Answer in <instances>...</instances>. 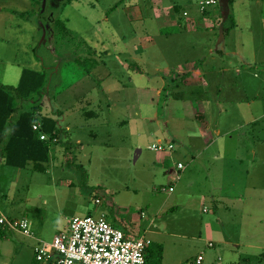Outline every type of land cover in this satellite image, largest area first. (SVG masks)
<instances>
[{
  "label": "rangeland",
  "instance_id": "374dc122",
  "mask_svg": "<svg viewBox=\"0 0 264 264\" xmlns=\"http://www.w3.org/2000/svg\"><path fill=\"white\" fill-rule=\"evenodd\" d=\"M201 1L207 0L0 2L5 6L2 21L24 32L0 34L6 39L0 46V82L16 87L21 68L45 70L43 114L56 107L53 100L62 92L70 138L86 142L83 156L76 151L74 160L66 157L57 169L16 170L19 175L8 181L0 170V208L9 218H28L37 238L2 232L11 239L12 249L8 252V245L0 241V264H42L34 251L39 241L51 242L68 228L70 219L102 214L129 237L151 240L147 264H187L201 254L205 264H227L233 247L219 243L217 231L252 244L251 264H264L259 256L264 253L259 250L264 249V116L256 124H241L251 122L252 115H264V0L232 1L236 29H230L227 20L217 29L187 30L186 19L203 15ZM218 2L223 6V0ZM174 5L180 7L177 25L167 27L153 10ZM70 30L83 32L96 50L91 51L93 58L105 62L93 71L92 82L98 87L89 93L91 106L81 105L83 99L76 100L78 92L71 90V74L80 69L75 63L85 55L78 45L75 49L69 44H74ZM191 64L202 68L206 86H178L169 79L179 67ZM107 70L113 77L102 85ZM163 77L170 82L166 91ZM114 81L123 85V98L104 91ZM112 101L119 108L109 116ZM32 106L33 102L22 103L11 121ZM83 108L100 118L86 119ZM203 109L212 128H221L220 135L206 134L217 142L209 153L222 157L212 169L204 159H194L192 171L188 166L175 192L168 193V169L159 166L158 153L149 148L171 142L177 151L191 153L193 144L200 149L197 138L203 136L195 111ZM67 139L63 136L61 141ZM184 157L180 159L186 162ZM188 180L191 186L186 188ZM51 185L59 198L51 195ZM200 194L214 196V202L202 200ZM209 242L215 248L208 247Z\"/></svg>",
  "mask_w": 264,
  "mask_h": 264
},
{
  "label": "crops",
  "instance_id": "0c3cea01",
  "mask_svg": "<svg viewBox=\"0 0 264 264\" xmlns=\"http://www.w3.org/2000/svg\"><path fill=\"white\" fill-rule=\"evenodd\" d=\"M1 1L2 0H0V2ZM24 1L27 2V3H31L33 0H23V2ZM40 1L46 2L48 0H40ZM49 1L54 2L55 3V4L53 3L54 5H56V4L58 5L61 0H49ZM215 1H216V4L209 6L210 8L208 10H206L205 14L202 13L203 15L200 16L199 20H197V19H194V20L186 19V21H185L186 29L187 30H190V29L196 30L197 28L204 27V26L206 28H213V29L215 28V29H217V25L218 24H221L223 21L226 22L228 20V17L231 15L230 5H231L233 0H229L228 7H226V8L224 6H220L218 0H215ZM136 8H139V7L136 6ZM139 10L137 11L138 16L142 15V13L139 12ZM4 11H5V6L0 4V16H4V14H5ZM179 11H180V7H178V5H174L173 7H168V8H165V9L162 6H160L159 8L153 10V12L156 13V18L162 19L167 27L177 25V18H178ZM183 15H184V17H187L188 13L183 10ZM235 18H237V17L235 16ZM2 20H3V18H0V34L15 33V32L17 34H19V33L22 34V35L24 34L23 27L12 28V27H9L7 25V23L2 21ZM206 22H207V24H206ZM189 23L191 25H193V27H191ZM234 24H235L234 28L235 29L238 28V23L236 21H235ZM220 27L223 28V26H221V25H220ZM77 31L78 32H76L74 30H70V33L74 34V37H72V39L74 41V44H72V43H69V44L75 49H76V47L78 45L77 49H79V50L84 52V54L82 53V55H85V56L84 57H80L79 60L82 61L83 59L94 57L92 55L91 51L95 50V48L91 46L89 39H87V38H85L83 36V32H81L79 30H77ZM59 33L62 34V31L60 32V30H59ZM67 33H69V32H67ZM147 38H145V39H147ZM31 39H33V37L30 38V41H32ZM51 39H52V37H51ZM54 39H56V38H53V40ZM59 39H61V37H59ZM4 41L6 42V39L4 40L3 38H0V46H2L5 43ZM79 55L81 56V54H79ZM75 64L77 66H79L80 69L76 68L74 70L75 73L71 74L72 75L71 78L73 79L72 82H70L71 90L73 92H75V91L78 92V93L75 94L76 100H77V98L83 99V100L80 101L81 105H83V106H91L93 99L89 98V93H91V89H94V88L98 87L97 85L94 84V82H92V80L93 79L95 80V78H96L95 76H94L95 78H93V71L100 64L101 65L105 64V62L100 60L99 64H97V66L94 69H92L90 74L87 73L85 71V69L81 65H79L77 62ZM178 69H179V71L177 73H175L173 75H168L169 79L172 80V82L176 81V80L180 79L181 77H183L184 75L188 74L189 78L185 81L184 85L189 87V86H193L195 83H198V85L202 84L203 86H206L207 83L205 81V74H204L202 68H198L197 64L187 65L186 68L179 67ZM24 70L25 69H22V68L20 70V74H19L20 80H21V77H22V74H23ZM105 75H106L105 78L100 80L102 85L106 84L108 82L109 78L113 77V75H112V73L110 71H108L107 74H105ZM90 78H92V79H90ZM20 80H19V82H20ZM96 81H98V80H96ZM162 81H163V89L166 91V88L170 85V82L164 77H163ZM116 82L114 81V83H113L114 85L110 84L109 88L105 89L104 91L106 93H108V95L111 96L112 98L114 96L117 97V98H123V94H122L124 92V88L122 89L123 85L120 88L119 87L120 83H118V82L116 83ZM115 85H117L116 88H115ZM61 96H62V92L59 94V96H56L54 98L53 101H54L56 107H54V109H52V111L49 112V113L43 114V106L40 104L41 115H48V116L52 117L57 122V131H59V142L56 143L57 142L56 141L52 145L51 150H50L49 162L47 163L46 171H44V172L48 171L49 166H50V169H51V167H53L54 169H57L61 165L59 163L60 161H62V165L61 166H64L65 165L64 162L66 160V157H68V156L70 157V159H71V156H74L72 158L74 160L76 158L75 157L76 151L78 152L79 156H83V154H84V143H86V142L84 140H82L81 138H78L76 142L73 141L70 138L71 137L70 136L71 133L69 131L71 130V127H70L71 124H68L67 122H65L66 121L65 117H64L65 111H64V108H63L64 106L61 104L62 103L61 100H60ZM112 103L108 104L109 106H108V109H107V113H108L107 115H109V116L115 110H117L119 108V106L116 104V102L112 101ZM90 113H93V115H90ZM82 115H84L86 117V119L91 118V117L100 118V114H98L97 112H94V111H86L85 108H83V110H82ZM195 115H196V119H198V123H199L198 126H199V129H200V133L203 136L201 138L200 137L197 138L200 141V149L194 147V144H193L191 153H190V149H188V150L184 149L182 151H177V149H175L176 147L174 146V143L169 142V144H166V145H173L174 146L173 150L166 151V152H156V153H158V156L156 157V159L159 162V166H161L163 168H167L168 172H166V173H168V175L172 179V185L169 187V188H171V187L174 188V191L172 193L175 192L176 185L179 183V181L181 179L183 180L182 175L184 176L189 168L192 171L193 164H194L193 163L194 159L199 160V161L204 159L206 162H208L206 164H208V166L211 167V169H212V166H213L212 163H214V161H216L220 157H222L221 154H218L217 156H215V155H212L211 153H209V152H211L212 148H214V146H216L217 142H216V140L208 139V136H207V135H209V138H210L211 134H213V131L217 135H220V133H221L220 125L219 124H215L214 127L212 128V126H211V124L209 122V119L206 116L205 109H203L201 111H195ZM255 115L256 116L252 115L253 117H252L251 122L249 121L247 123L245 121H242L241 124L242 125H244L245 123L247 125L256 124L264 116L262 114H255ZM126 122L127 121H123L121 124H126ZM63 123H67V127L66 128L63 127ZM204 131H207V133L206 132L204 133ZM111 133L112 132H109L108 136H111ZM63 136H66V138L69 137V139H67V141L64 142V143L61 141ZM91 136H95V135L91 134ZM158 144L162 145L163 143L162 142H158L157 144H154V145H158ZM152 147H150L149 150L153 151L151 149ZM193 149L198 150V152L196 153ZM153 152H155V151H153ZM181 156H185L184 158H187L188 160L186 162L182 161L180 159ZM0 163H1L0 164V170H1L2 174H3L2 178L4 180L8 181L9 177H12V175L13 176H18L19 175V171L18 172L16 171V170H19V169H14L13 171H10L8 169V167L5 166L3 156L1 155V151H0ZM67 163H68V166H69V162H67ZM179 163H181V164H183L185 166L184 171H179L178 170L177 166H178ZM188 166H189V168H188ZM5 167H6V169H5ZM176 172L180 175V179H179V181L177 183H175L173 181L174 180V176L176 175ZM9 174H10V176H9ZM189 176L188 177L186 176V179H189ZM189 182L190 181L188 180V184H187L186 188H189L191 186V183L189 184ZM60 183L61 184L65 183V181L61 180ZM66 184L68 185L67 182H66ZM49 187H51L50 188V191L52 192L51 195L53 197L59 198V194L57 192L58 189H55L54 185H51ZM5 197H6V195H5ZM199 198H201L202 200H205V201H206V199L207 200L208 199L209 200H213V202H214V198L215 197L213 196V197L210 198L208 195L200 194ZM169 205H171V204H169ZM171 208L173 209V207H171ZM217 210H218V205L216 204L214 211H217ZM29 222H30V225H31V221L30 220H29ZM69 223H70V221H69ZM69 223H68V226H69ZM6 231H8V230H5L4 232H6ZM20 234H22V233H20ZM22 235H24V234H22ZM229 236H230L229 238H225L224 234H222L221 232H218V231L216 232V237L218 238L219 243H222L223 245H228L230 247H233L231 249V251H228L229 253H228V257H227V261H226L227 264H251L250 260H251L252 256H250V255L253 252L252 249H254V246L252 244L248 243V242H246L244 244L241 241V239L240 238L239 239L236 238L237 236H235V235H234V237H233L232 234L229 235ZM131 238H134V237H131ZM0 241L5 243L6 245H8V248H6V249H8V252H10L11 249H12V245H11V239L7 236V234L1 233L0 234ZM210 245H212V246H210ZM208 247L215 248V244L213 242H209L208 243ZM262 248L263 247H261L259 249V250H261V252L264 250ZM34 251H35V249H34ZM263 254L264 253H260L259 256L261 257ZM17 255H19V252H18ZM202 256L204 258V264H205V257H204V255H202ZM259 256H258V258H259Z\"/></svg>",
  "mask_w": 264,
  "mask_h": 264
},
{
  "label": "built area",
  "instance_id": "2783aa9c",
  "mask_svg": "<svg viewBox=\"0 0 264 264\" xmlns=\"http://www.w3.org/2000/svg\"><path fill=\"white\" fill-rule=\"evenodd\" d=\"M215 4V0L202 1L200 10L204 13L207 7ZM33 129L39 131L41 125L35 124ZM40 138L43 141L48 139L45 134H41ZM151 149L155 152H166L173 150L174 146L158 144ZM177 168L184 171L185 166L179 163ZM179 179L180 175L176 172L173 181L176 183ZM167 191L172 193L174 188L171 187ZM96 203L100 204V200L97 199ZM0 227L37 239L31 231L28 219L9 218L1 208ZM151 245V240L144 236H127L102 214L98 217L71 219L68 228L55 235L51 242L39 241L35 247V255L37 261L42 264H147L146 252ZM187 264H204V258L202 255L197 256Z\"/></svg>",
  "mask_w": 264,
  "mask_h": 264
},
{
  "label": "trees",
  "instance_id": "16d2710c",
  "mask_svg": "<svg viewBox=\"0 0 264 264\" xmlns=\"http://www.w3.org/2000/svg\"><path fill=\"white\" fill-rule=\"evenodd\" d=\"M228 20L231 21L230 29L234 28V19L231 15ZM85 61H89V64ZM85 61L78 60L77 63L89 74L99 64V61L93 57L86 58ZM46 78L47 74L43 69L41 71L25 69L16 87L0 83V151L5 166L10 169L46 171L54 140L57 141L56 143L59 142L57 122L48 115H41L40 98ZM188 78L189 75L186 74L173 83L179 86L184 84ZM24 102H33L31 110L22 112L16 121L12 122L14 113L22 107ZM35 124H40L41 130L34 131ZM41 134L47 135L48 139L41 140ZM4 231L0 227V232ZM149 249L146 252V262ZM260 260L264 261V254Z\"/></svg>",
  "mask_w": 264,
  "mask_h": 264
},
{
  "label": "water",
  "instance_id": "95a60500",
  "mask_svg": "<svg viewBox=\"0 0 264 264\" xmlns=\"http://www.w3.org/2000/svg\"><path fill=\"white\" fill-rule=\"evenodd\" d=\"M222 2V1H221ZM223 6L226 8L228 7V4H229V0H223Z\"/></svg>",
  "mask_w": 264,
  "mask_h": 264
}]
</instances>
